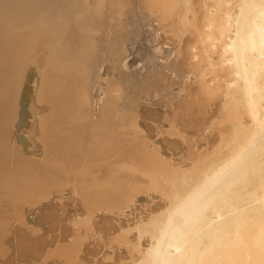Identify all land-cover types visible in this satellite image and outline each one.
<instances>
[{
	"label": "bare ground",
	"instance_id": "6f19581e",
	"mask_svg": "<svg viewBox=\"0 0 264 264\" xmlns=\"http://www.w3.org/2000/svg\"><path fill=\"white\" fill-rule=\"evenodd\" d=\"M137 1L184 60L170 121L159 79L124 97L132 0H0V264H85L110 231L107 264H264V0Z\"/></svg>",
	"mask_w": 264,
	"mask_h": 264
},
{
	"label": "rangeland",
	"instance_id": "374dc122",
	"mask_svg": "<svg viewBox=\"0 0 264 264\" xmlns=\"http://www.w3.org/2000/svg\"><path fill=\"white\" fill-rule=\"evenodd\" d=\"M132 2L134 4H132V6L130 5V7L128 8L130 10L127 11L128 15H127V17H125V19L127 20L126 21L127 23L124 24V20H123V27H125V25H127V27L124 30L121 29V31L123 33L119 34L118 35L119 37L117 38V40L118 39L120 40V38L122 39L121 43L128 50L127 53L129 55L128 58H127V68H130L129 69L130 71L129 70H127V71L130 72V73L126 72L125 74L127 76L125 75V78L128 77L129 78L128 80H130V81H128L127 78L125 79V81H128L131 85H129L128 82L124 83L125 86H126L125 88L128 87V89L124 90L126 92V94L128 93L127 95L125 94L124 97L125 96L127 97L130 93H133V92H131L132 89H133V91L136 90L134 83H131L133 78L136 77V79H133V81H134V80L141 79V77H143V79H141V80L147 79L146 84L147 83L153 84L154 80L158 81V79H159V82H160V85H161L160 86V88H161L160 90L161 91L159 92V96H158V99H157L158 101L156 103H153L152 101L150 103L146 102V104L150 105L151 103H153V104H157L158 103L157 104V105H159L158 108L162 111V113H164V114L168 113V116L171 117L172 113L169 112V111H170V109H172V107L169 106V102H170V100L174 99V97H175V95H177L178 91H179L178 92L179 95L182 94L181 93L182 92V85L181 84H182V79H183V75H184V67H183L184 60L181 57L176 59V57L173 55V52H174V51H172L173 48H172L171 45H169L170 42L167 41V40L163 41V43H165V44H163V47H167V49L166 48L162 49L161 53L155 54L154 45L157 42L158 37H156L155 33L152 31L153 28L151 27V25H154L156 23L154 21L155 19L148 17L147 15H145V12L143 11V9L138 8V3H137L138 1L137 0H132ZM140 16H141V18H140ZM130 23H132V24H130ZM116 34H117V32H116ZM152 41H154V42L152 43ZM158 41L160 42V40H158ZM154 55H156V58H154ZM155 64H156V66H154ZM140 66L142 68H139ZM157 66H159V67L157 68ZM136 68H137V70H136ZM132 70H134V71H132ZM138 70H142V71L138 72ZM155 70L158 71V72H155ZM173 70H174V72L172 73ZM135 74H137V75H135ZM155 74H157V75H155ZM129 75H132L131 76L132 79L130 78ZM162 77H165L166 80L163 81ZM138 82H140V80ZM132 85H134V86L132 87ZM179 86H181V87H179ZM130 87H132V88H130ZM129 88H130V90H129ZM179 89H181V90H179ZM127 90H129L130 93H129V91L127 92ZM124 91H123V93H125ZM151 91L149 90L148 92L151 93ZM131 95L132 94H130L129 96L131 97ZM122 97H123V94H122ZM125 103H126V100H125ZM171 119H172V117L168 118L169 121ZM169 121H167V122H169ZM163 122H164V119H163ZM164 123H165L164 127L167 129L168 125L166 124V121ZM23 131H24V129L20 128V131L18 133V138H21ZM199 143L201 145L202 141L199 142ZM178 156H181V154H179ZM141 197H143L147 201L146 200H143L141 202H139L138 200L136 201V204L134 206L135 208L133 210L134 211L133 215L127 217L128 219H130L132 221L135 220V216H139V215L140 216H144L145 213L150 212L151 208L154 205H156L157 202H159L157 199H154L152 201L151 199L146 198V196H141ZM60 200L61 199H59V198H55L53 201H51V203L55 204V203L60 202ZM62 202L68 204L67 207L71 206V204H72V202L69 201V197L68 198L66 197V194L64 195V198H63ZM127 214H131V213L127 212ZM107 216L111 217V215H107ZM127 218L125 219L124 217H120V221H122V220L125 221V220H127ZM114 220L115 219L113 218V220L111 222L113 224L115 223V225H117L116 221H114ZM51 235H55V234L52 233ZM105 236H102V241H100V242H95V240H91L90 241L91 243L94 241L93 242L94 245H96V247L98 246L96 249H95L94 245L92 246V244H90V242H88L89 247L91 248V250H96L97 254L94 253V254H90L89 256H87L86 260L87 261L89 260V261L88 262L87 261H83V262H85V264H96L95 263L96 261H97V264H103V263L105 264L106 261H103V260H105L108 257L110 258V256L114 258L115 263L118 260H122V261L126 262L129 259V255L130 254H129V250L127 248L128 245L125 246L126 248L121 245L122 247L120 246L121 249L119 250L118 249L119 245L115 244V242H111L112 238H110V237H114V234L110 231V234L109 235H105ZM112 251H114V253ZM119 252H120V254H119ZM126 252H128V253L126 254ZM118 257L121 258V259H119ZM13 258H14V256L12 255V256L7 258V261H11ZM101 260H102V262H101ZM107 261H109L108 264L112 263V261H110V260H107ZM1 262L2 261L0 259V263ZM4 264H7V263H4ZM18 264H21V262H19ZM50 264H52V263H50ZM106 264H107V262H106Z\"/></svg>",
	"mask_w": 264,
	"mask_h": 264
}]
</instances>
